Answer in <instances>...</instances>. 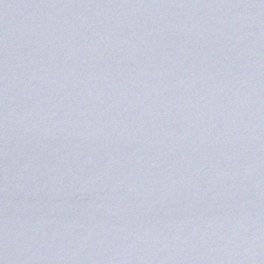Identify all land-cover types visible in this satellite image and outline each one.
Listing matches in <instances>:
<instances>
[{
	"label": "water",
	"instance_id": "95a60500",
	"mask_svg": "<svg viewBox=\"0 0 264 264\" xmlns=\"http://www.w3.org/2000/svg\"><path fill=\"white\" fill-rule=\"evenodd\" d=\"M0 264H264V0H0Z\"/></svg>",
	"mask_w": 264,
	"mask_h": 264
}]
</instances>
